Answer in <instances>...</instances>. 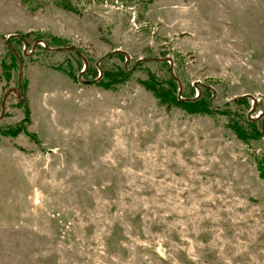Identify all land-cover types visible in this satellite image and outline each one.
Returning <instances> with one entry per match:
<instances>
[{
    "label": "rangeland",
    "instance_id": "374dc122",
    "mask_svg": "<svg viewBox=\"0 0 264 264\" xmlns=\"http://www.w3.org/2000/svg\"><path fill=\"white\" fill-rule=\"evenodd\" d=\"M260 170L264 0H0V264H264Z\"/></svg>",
    "mask_w": 264,
    "mask_h": 264
},
{
    "label": "trees",
    "instance_id": "16d2710c",
    "mask_svg": "<svg viewBox=\"0 0 264 264\" xmlns=\"http://www.w3.org/2000/svg\"><path fill=\"white\" fill-rule=\"evenodd\" d=\"M62 6V5H61ZM62 8L67 9V7L62 6ZM74 12V9H71ZM129 75L124 72H106L103 74V79L106 81H99L97 84L101 88L105 90H114L117 85L123 84L127 79ZM151 77V76H150ZM142 87L149 91L154 98L157 100L158 104L160 106H165L166 108L171 107H177L185 110L189 114H198V115H213L214 111L209 106V104L204 101L203 99L193 100L190 99L188 101H180L176 97V88L174 84H172V81L169 82V89L163 90L160 89L154 80L151 78H148V80L142 81L140 83ZM206 91L209 93V89L207 88ZM240 102H245V100H241ZM29 114L28 110H26V116ZM24 118V120H26ZM252 126V134L253 136L250 137V135L247 137L245 133L242 131L240 127H238L236 124L228 125V128L233 131L237 139L241 140L242 142H247L249 139H254L258 136V133L256 132V129L253 127V124H250ZM16 133H7V135H12L13 137L17 136L19 131H15ZM261 177L264 178V172H261Z\"/></svg>",
    "mask_w": 264,
    "mask_h": 264
},
{
    "label": "water",
    "instance_id": "95a60500",
    "mask_svg": "<svg viewBox=\"0 0 264 264\" xmlns=\"http://www.w3.org/2000/svg\"><path fill=\"white\" fill-rule=\"evenodd\" d=\"M13 53H14V55H15V57H16L18 63H19V65H20V71H21V62H20V59H19L18 55L16 54V52H15L14 50H13ZM115 53L122 54V55H124L126 58H128V56H127V54H126L125 52H122V51H115ZM158 61H165V59L158 60ZM87 67H88V64H87L86 61H84L83 71H81V74L84 73V72L86 71ZM79 78H80V77H79ZM176 82L178 83V87H179V89H178V98L181 99V98L179 97V96H180V93H181L180 82H179L178 80H176ZM209 89H210V88H209ZM10 94L15 95L16 98H17L20 102H23V101H24V99L21 97V95H22V91H21L20 86H18L17 89H10V90H8V91L4 94V96H3V98H2V101H1V114L3 113V110H4V103H5L7 97H8ZM213 96H214V92H213Z\"/></svg>",
    "mask_w": 264,
    "mask_h": 264
}]
</instances>
